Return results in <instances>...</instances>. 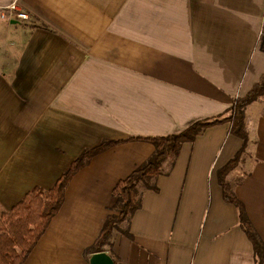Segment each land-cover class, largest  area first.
<instances>
[{
	"label": "crops",
	"instance_id": "0c3cea01",
	"mask_svg": "<svg viewBox=\"0 0 264 264\" xmlns=\"http://www.w3.org/2000/svg\"><path fill=\"white\" fill-rule=\"evenodd\" d=\"M0 214L48 190L103 140L177 134L224 114L264 74V0H0ZM249 143L226 181L264 243V94L246 110ZM231 123L183 145L138 185V210L106 247L115 264H257L218 171L243 140ZM155 148L95 156L24 264H90L113 190ZM156 189V190H155Z\"/></svg>",
	"mask_w": 264,
	"mask_h": 264
},
{
	"label": "trees",
	"instance_id": "16d2710c",
	"mask_svg": "<svg viewBox=\"0 0 264 264\" xmlns=\"http://www.w3.org/2000/svg\"><path fill=\"white\" fill-rule=\"evenodd\" d=\"M263 94L264 74L260 81L244 97L237 98L224 114L197 121L180 133L166 136L130 137L119 141L103 140L95 147L86 149L50 189L36 187L10 211L0 214V264H24L27 261L46 233L51 221L59 213L69 183L95 156L129 142L150 143L155 148L154 154L146 163L116 185L113 190V196L116 199L115 213L107 217L97 240L88 249V253L92 254L105 252L106 247L112 246L111 240L115 231L128 234L127 231L120 229V226L128 221L140 206L136 201L138 185L145 183L148 186L150 180L161 174L162 166L168 159L175 162L184 144L194 142L196 137L206 129L227 122L231 123V134L242 139L243 146L234 159L218 171V179L223 188L225 201L238 209L240 225L253 243L256 263L264 264V243L250 222L244 205L226 181L227 175L242 161L249 143L245 110Z\"/></svg>",
	"mask_w": 264,
	"mask_h": 264
},
{
	"label": "built area",
	"instance_id": "2783aa9c",
	"mask_svg": "<svg viewBox=\"0 0 264 264\" xmlns=\"http://www.w3.org/2000/svg\"><path fill=\"white\" fill-rule=\"evenodd\" d=\"M0 19L4 21H10L13 19L28 21L30 20V17L27 13L23 12L20 5L15 2L6 7L0 5Z\"/></svg>",
	"mask_w": 264,
	"mask_h": 264
},
{
	"label": "water",
	"instance_id": "95a60500",
	"mask_svg": "<svg viewBox=\"0 0 264 264\" xmlns=\"http://www.w3.org/2000/svg\"><path fill=\"white\" fill-rule=\"evenodd\" d=\"M90 264H115V261L107 252H101L92 255Z\"/></svg>",
	"mask_w": 264,
	"mask_h": 264
},
{
	"label": "rangeland",
	"instance_id": "374dc122",
	"mask_svg": "<svg viewBox=\"0 0 264 264\" xmlns=\"http://www.w3.org/2000/svg\"><path fill=\"white\" fill-rule=\"evenodd\" d=\"M227 115H229V114H227ZM245 153H246V152H245ZM139 191H140V190L137 189V193H139ZM136 195H137V194H136ZM138 197H139V194H138L136 200L138 199Z\"/></svg>",
	"mask_w": 264,
	"mask_h": 264
}]
</instances>
